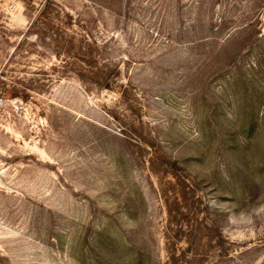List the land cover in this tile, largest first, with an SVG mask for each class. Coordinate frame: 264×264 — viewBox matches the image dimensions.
I'll return each instance as SVG.
<instances>
[{"label": "rangeland", "instance_id": "rangeland-1", "mask_svg": "<svg viewBox=\"0 0 264 264\" xmlns=\"http://www.w3.org/2000/svg\"><path fill=\"white\" fill-rule=\"evenodd\" d=\"M51 1L15 54L0 0V264H264V0Z\"/></svg>", "mask_w": 264, "mask_h": 264}, {"label": "trees", "instance_id": "trees-1", "mask_svg": "<svg viewBox=\"0 0 264 264\" xmlns=\"http://www.w3.org/2000/svg\"><path fill=\"white\" fill-rule=\"evenodd\" d=\"M53 4V2L51 0H44L43 5L41 6L39 12L37 13V15L34 17V19L32 20L30 26L28 27L27 31L25 32V34L23 35V37L19 40V42L17 43V45L14 48V52L15 54L18 52V50L20 49V47L27 42L28 36L30 34H37L35 35V39H38V31L35 30V28H37V26H43V27H48L50 26L51 23H53L52 17H50V5ZM35 30V31H34ZM57 34H53V40L55 41L57 38L60 40L61 37ZM45 37V35H43ZM63 46L60 44H55V50H54V55L55 58H59L60 57V51H62ZM12 57V56H11ZM10 57V58H11ZM10 62V59L7 60V63ZM6 63V65H7ZM3 75V74H2ZM2 75L0 76L1 78ZM4 81V82H3ZM0 82H2L3 84L7 85L5 83V80H0ZM5 85H3L2 88H7Z\"/></svg>", "mask_w": 264, "mask_h": 264}]
</instances>
